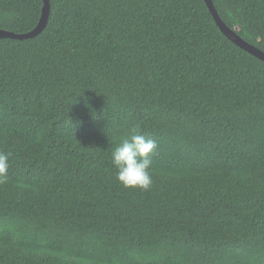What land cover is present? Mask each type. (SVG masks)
<instances>
[{
	"label": "trees",
	"instance_id": "16d2710c",
	"mask_svg": "<svg viewBox=\"0 0 264 264\" xmlns=\"http://www.w3.org/2000/svg\"><path fill=\"white\" fill-rule=\"evenodd\" d=\"M264 53V0H211ZM42 0H0L25 34ZM0 39V264H264V62L203 0H49ZM134 131L149 191L116 180Z\"/></svg>",
	"mask_w": 264,
	"mask_h": 264
},
{
	"label": "clouds",
	"instance_id": "9594fccd",
	"mask_svg": "<svg viewBox=\"0 0 264 264\" xmlns=\"http://www.w3.org/2000/svg\"><path fill=\"white\" fill-rule=\"evenodd\" d=\"M157 143L139 131H134L111 152V165L115 169L116 180L125 189L149 191L153 185L152 157ZM11 154L0 151V185L9 179Z\"/></svg>",
	"mask_w": 264,
	"mask_h": 264
},
{
	"label": "water",
	"instance_id": "95a60500",
	"mask_svg": "<svg viewBox=\"0 0 264 264\" xmlns=\"http://www.w3.org/2000/svg\"><path fill=\"white\" fill-rule=\"evenodd\" d=\"M203 1L207 6L208 11L210 12L216 26L219 28L221 33L237 47L251 54L252 56L256 57L260 61L264 62V53L258 50L257 48H255L254 46L243 41L236 33V31L239 30L238 28H235L234 30L229 29L219 18L211 0H203ZM42 3L43 5H42L39 21L33 30L25 34H14L11 32L0 30V39L10 38L15 40H25L28 38H33L38 34H40L44 30L47 24L49 17V10H50L49 0H42Z\"/></svg>",
	"mask_w": 264,
	"mask_h": 264
}]
</instances>
